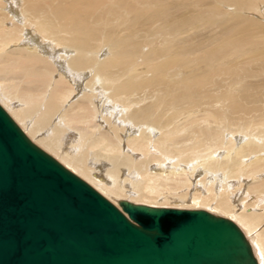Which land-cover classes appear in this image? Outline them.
I'll use <instances>...</instances> for the list:
<instances>
[{"label": "bare ground", "instance_id": "bare-ground-1", "mask_svg": "<svg viewBox=\"0 0 264 264\" xmlns=\"http://www.w3.org/2000/svg\"><path fill=\"white\" fill-rule=\"evenodd\" d=\"M0 105L115 205L230 215L264 264V0H0Z\"/></svg>", "mask_w": 264, "mask_h": 264}, {"label": "water", "instance_id": "water-1", "mask_svg": "<svg viewBox=\"0 0 264 264\" xmlns=\"http://www.w3.org/2000/svg\"><path fill=\"white\" fill-rule=\"evenodd\" d=\"M0 264H259L231 219L105 198L0 105Z\"/></svg>", "mask_w": 264, "mask_h": 264}, {"label": "rangeland", "instance_id": "rangeland-1", "mask_svg": "<svg viewBox=\"0 0 264 264\" xmlns=\"http://www.w3.org/2000/svg\"><path fill=\"white\" fill-rule=\"evenodd\" d=\"M57 159V158H56ZM82 178V177H81ZM83 180H85V179H83ZM86 181V180H85ZM87 182V181H86ZM88 183V182H87ZM88 184H90V183H88ZM91 185V184H90ZM93 187V186H92ZM93 188H95V187H93ZM96 189V188H95ZM97 190V189H96ZM99 193H101L99 190H97ZM101 194H103V193H101ZM108 200L110 201V199L108 198ZM161 202H165V200H163V199H161ZM135 203H142V201L140 202V201H137V202H135ZM147 202H143L142 204H146ZM147 205H150V204H148L147 203ZM151 206H154V204H151ZM157 207H174V206H170V205H162V206H157ZM193 208V207H192ZM194 208H201V207H194ZM202 209H204V208H202ZM207 210V209H206ZM209 211V210H208ZM211 212V211H210ZM213 213H216V214H219V215H222L220 212H213ZM222 216H225V217H227V218H229V219H231L230 218V215H222ZM232 220V219H231ZM233 221V220H232ZM235 222V221H234ZM237 224V223H236ZM238 225V224H237ZM240 228H241V230L243 229L240 225H238ZM244 231V230H243ZM245 232V231H244ZM249 240H250V238L249 237H247ZM250 243H251V245H252V248H253V250H254V255H256V258H257V260H258V262L260 263V264H262L261 263V259H260V257H259V254H258V252H257V248L253 245V243L251 242V240H250ZM256 250V251H255Z\"/></svg>", "mask_w": 264, "mask_h": 264}]
</instances>
